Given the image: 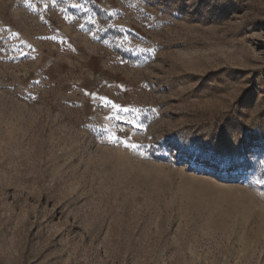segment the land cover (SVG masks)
<instances>
[{
	"label": "rangeland",
	"instance_id": "rangeland-1",
	"mask_svg": "<svg viewBox=\"0 0 264 264\" xmlns=\"http://www.w3.org/2000/svg\"><path fill=\"white\" fill-rule=\"evenodd\" d=\"M0 264H264V0H0Z\"/></svg>",
	"mask_w": 264,
	"mask_h": 264
},
{
	"label": "snow or ice",
	"instance_id": "snow-or-ice-1",
	"mask_svg": "<svg viewBox=\"0 0 264 264\" xmlns=\"http://www.w3.org/2000/svg\"><path fill=\"white\" fill-rule=\"evenodd\" d=\"M53 3H55V0H53ZM77 7H80L79 5H76ZM53 40L56 39L55 36L52 37ZM100 100V103L110 111V115L106 117L108 120H116V121H124L128 125H132L134 127H142L138 123V120L136 119V116L139 115L140 109L139 108H133V107H127L122 106L120 103L114 102L112 99L108 97H98ZM123 112L125 115L121 116L120 113ZM109 139L113 143L120 142V136L112 134L109 136ZM125 147L137 149L140 147V145L129 143L127 140L124 141ZM186 146L190 147V144H186ZM224 163H228L227 160L224 161Z\"/></svg>",
	"mask_w": 264,
	"mask_h": 264
}]
</instances>
